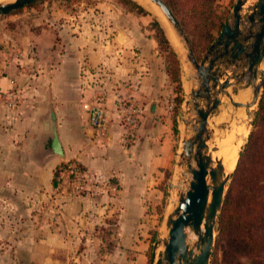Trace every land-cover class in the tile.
<instances>
[{
	"label": "rangeland",
	"instance_id": "1",
	"mask_svg": "<svg viewBox=\"0 0 264 264\" xmlns=\"http://www.w3.org/2000/svg\"><path fill=\"white\" fill-rule=\"evenodd\" d=\"M132 1L141 6L143 12L135 6L126 5L119 0H74L71 4H66L61 0H42L43 3L36 8L32 9L27 6L22 8L23 10L19 13H14V11L12 14L0 16V77L2 75L13 76L11 89L3 93L0 91V104H4L0 105L3 106L0 111V120L4 110L6 118H11L4 125L0 123V151L8 150L7 145L2 144L1 141L2 129L11 131L14 125L24 126L25 122L29 121L28 118L14 120L13 123L12 118L20 114V111L32 112L36 116L32 117L31 121L39 124L42 131L34 156L35 162L43 168L51 161L58 162V165L53 169L52 184H49L50 181L43 172L41 176L42 190L34 196L31 193L25 195L28 196L27 201L31 205L29 208L21 210L22 213L18 216L9 214L8 217L6 215L2 217L0 213V264H152L154 256L158 259L159 255L164 252V243L168 239L166 219L178 205L180 196L189 189V182L192 179L187 170L188 160L187 158L182 160L180 155L183 141L197 133L198 117L189 101V96L191 86L196 88V84H193L198 79L195 70L185 60L186 58L184 57L182 60L177 54L175 45L162 23H166L174 38L175 33L160 9L150 2L160 12L161 19L136 0ZM258 1L248 0L246 8L255 6ZM236 2L237 0H230V3L228 0H217L219 11L226 19L225 24L232 21V9ZM158 26L163 30L171 47L176 52L177 63H174L167 52L159 46L156 40ZM180 27L185 37L181 38L184 47L191 49L199 62L204 59L223 29L214 31V40L207 46L204 42L196 41L181 24ZM52 58H54L53 60L56 58H108L110 60L109 63L101 61V63H95L92 66L86 65L90 73H87L85 77L84 74L82 75L84 81L81 83V88L89 91L90 105L93 106L100 100L105 110L104 134L92 127L87 111V126L92 130V140L101 145L110 142L111 126L115 120L124 129L125 145H130L136 139L142 122L143 110L135 95V88L131 87L130 82L122 81V90L115 91V88L119 86L116 81L115 65L117 60H122V58H160V65L167 79V90L165 91L164 87L163 98L165 97V106L172 114V126L175 135H179L180 142L176 145L173 164L163 170L156 190L150 194L145 209L144 223L139 228L141 238L134 240L133 243H136V246L132 244L129 249L120 246L118 219L115 215L105 218L101 224H94L86 230V234L80 233L82 236L76 233L78 236L75 237L71 233L70 226L72 225L68 223L71 216L66 212L65 207L69 198L95 199L96 196L101 195L107 198L116 197L120 195L121 188L114 177L94 176L89 174L79 161L67 160L58 132L57 109V100L65 99V90L63 89L65 80L40 79L43 66L49 67L52 64ZM175 68L178 69L181 80V104H177L176 101L178 98L175 90L177 82L172 77L175 74ZM186 68L191 70L185 71ZM95 70L97 71L94 72ZM241 71L245 70L234 67L227 68V72L232 77ZM263 77L264 65L259 71L258 82H261ZM247 81L248 79L245 77L240 81L239 87L243 88ZM39 89L47 90L45 91L47 94L34 95ZM54 89L56 94L60 91L62 94L50 96ZM251 89L249 88L244 94L238 96L236 100L244 103L250 102ZM38 98H41V104L35 102ZM25 103H27L25 107H22ZM40 109H42V113L39 115ZM258 110L259 106L252 109H239L231 125L223 128L222 126L229 123L232 115L235 114L230 101L226 97L223 99L219 116L213 117L210 122L218 137L216 142L211 145L214 151L216 149L214 146L218 149L217 152H213L214 159H220L223 148L221 141L229 128L235 124L238 113L243 111L247 115L251 114V118L249 122L244 120L238 124L247 133L245 143L239 152L240 156L254 130ZM66 111H68V116L71 115L70 107ZM28 132L29 130H27ZM55 134L58 137L63 156L56 154L53 141ZM12 149L13 145L11 144L10 150ZM67 151H69L68 147ZM63 163H68L69 166L62 169L57 180L58 185L55 187L53 186L54 172ZM3 165L6 166V163L0 158V186L2 180L6 181L8 177L7 170L2 168ZM16 171H18L17 168ZM234 171L229 174L231 177ZM12 177L14 176L11 174V182L7 181L11 188V192L8 193L12 203L17 205L19 202H14L12 194L14 187H17L18 184L17 180L13 183ZM15 177L17 178V176ZM231 182L232 179L228 183L227 192ZM20 187L21 193L24 194V190L30 187V184L20 182ZM21 193L14 192L15 196H19ZM22 200L20 202L25 204V199ZM1 202L0 198V204ZM10 208L12 210V206ZM31 213L32 217L27 215ZM220 214L221 212L219 216ZM25 218L27 220H24ZM31 218L32 220H30ZM112 220H117L116 226L113 225ZM81 228L82 226L79 225L77 229L81 230ZM218 228L219 217L215 228L213 252L216 249L219 235ZM34 231L37 232L34 234L36 237H29L28 235H32ZM51 232L57 236L48 237ZM104 236L107 237L106 242L102 240ZM139 241H143L148 247L144 263H141V256H139ZM119 249L124 252H120Z\"/></svg>",
	"mask_w": 264,
	"mask_h": 264
},
{
	"label": "crops",
	"instance_id": "2",
	"mask_svg": "<svg viewBox=\"0 0 264 264\" xmlns=\"http://www.w3.org/2000/svg\"><path fill=\"white\" fill-rule=\"evenodd\" d=\"M228 2L230 3V0ZM53 59L49 67L43 66L40 79L65 80L63 86L65 99L57 100V109L58 132L67 160L79 161L86 171L94 176L114 177L121 188L120 195L116 197L107 198L101 195L96 196L95 199L69 198L65 207L66 212L71 216L68 220V223L72 225H69L71 233L75 237L78 234H86V230L94 224H101L105 218L115 215L118 219L120 246L129 249L132 244L136 246V243H133L134 240L141 238L139 228L144 223L145 209L150 194L156 190V185L163 170L168 169L173 164L176 145L180 142L179 135H175L172 126V114L165 106V97L163 98L164 87L165 91L167 90V79L160 65V58H122V60L118 59L116 62V81L119 86L114 85L116 87L115 91L120 92L122 90V81H129L131 87L135 88V95L143 110L141 126L136 139L130 145H125V132L117 120L111 126V140L105 145L93 142L92 130L87 126V111L89 112L91 105L89 103V91L81 88V83L84 81L82 75L84 74L85 77L87 73H90L86 65L92 66L95 63H101V61L109 63L110 60L108 58ZM82 69L83 71H81ZM12 83L13 76L2 75L0 77V91L3 93L11 89ZM195 84L198 86V81L193 85ZM45 91L47 90L39 89L34 95H45V93L47 94ZM61 94V91L56 94L54 89L50 96ZM35 102L41 104V98H38ZM26 104L22 107H25ZM2 107L0 106V111H2ZM69 107L71 115L68 116L66 110ZM5 112L4 110L1 114L0 120L3 125L11 119L6 118ZM19 113L12 118V123L17 119L28 118L31 121L32 117L36 116L32 112L20 111ZM41 113L42 109H40L39 115ZM29 121L25 122L22 127L14 125L11 131L2 129L1 141L2 144L7 145L8 150H1L0 158L6 163V166L3 165L2 168L7 170L9 177L6 181L3 179L2 182H4L3 184L1 182L0 186L2 201L0 213L2 217L9 214L18 216L22 213L21 210L24 211L26 207L29 208L31 205L27 201L28 196L25 195L31 193L34 196L42 190L41 176L43 172L49 179V184H52L53 169L58 165V162L51 161L43 168L35 162L34 156L38 149L42 131L39 124H36L35 121ZM26 128L29 130L28 133ZM11 144L13 145L12 150H10ZM67 147L69 151H67ZM16 168L18 171H16ZM11 174L14 176L12 177L13 183L17 180L18 184L17 187H14L12 194L14 202H19L17 205L12 203L11 196L8 193L11 192V188L7 181L11 182ZM20 182L30 184L29 189L24 190V194L21 193ZM16 191L21 194L15 196L14 192ZM23 198L25 204L20 202ZM27 215L32 217V213ZM79 225L82 226L81 230L77 229ZM35 233L37 232L34 231L32 235L28 236L36 237ZM55 236L57 235L52 232L48 234L50 238ZM139 242V256H141V263H144L148 247L143 241ZM119 250L124 252L122 249Z\"/></svg>",
	"mask_w": 264,
	"mask_h": 264
},
{
	"label": "water",
	"instance_id": "3",
	"mask_svg": "<svg viewBox=\"0 0 264 264\" xmlns=\"http://www.w3.org/2000/svg\"><path fill=\"white\" fill-rule=\"evenodd\" d=\"M42 0H14L0 4V16L9 15ZM165 16L175 35V49L180 58H186L196 72L198 86L190 88L189 101L198 117L197 133L183 141L181 159L187 158V170L192 176L189 189L180 196L178 205L168 215V239L164 252L153 258L152 264H211L215 245V228L227 193L230 175L223 174V161L213 158L216 149L211 146L218 137L211 127V119L219 116V109L226 97L235 110L230 126L239 109L259 106L264 89V77L258 82L259 71L264 65V0L246 8L248 0H237L232 9V21L224 25L217 40L211 45L204 59L199 62L191 49H185V38L179 21L163 0H149ZM178 45V46H177ZM181 48V51L178 50ZM186 50V51H185ZM228 67L244 69L235 77ZM247 77L242 88L240 81ZM252 88L250 102L236 100ZM56 154L63 156L57 135L53 136ZM194 162V164H193ZM199 236L194 248L187 244L186 229ZM195 249L198 254L195 253Z\"/></svg>",
	"mask_w": 264,
	"mask_h": 264
},
{
	"label": "trees",
	"instance_id": "4",
	"mask_svg": "<svg viewBox=\"0 0 264 264\" xmlns=\"http://www.w3.org/2000/svg\"><path fill=\"white\" fill-rule=\"evenodd\" d=\"M71 4L74 0H61ZM143 8L132 0H119ZM189 35L196 41L209 46L215 37L214 31L221 30L226 19L219 11L217 0H163ZM42 1L29 5L36 8ZM23 9L16 10L19 13ZM159 28V26H158ZM156 40L169 58L178 62V57L162 29H158ZM177 67V66H176ZM177 82L175 88L181 104L182 86L175 68L172 76ZM68 163H63L54 172L53 186ZM232 182L226 194L219 216V235L211 264H264V91L259 104L254 130L248 143L240 153ZM117 225V220H112ZM107 237H102L106 242Z\"/></svg>",
	"mask_w": 264,
	"mask_h": 264
},
{
	"label": "bare ground",
	"instance_id": "5",
	"mask_svg": "<svg viewBox=\"0 0 264 264\" xmlns=\"http://www.w3.org/2000/svg\"><path fill=\"white\" fill-rule=\"evenodd\" d=\"M10 1L11 0H0V4L4 3V2H10ZM136 1L139 2L141 5H143L145 8L149 9L151 12H153L159 19H161L162 16H161L160 12L155 8L154 5H152L150 3L149 0H136ZM163 21H165V20H163ZM162 24L165 27L168 36L170 37V39H172L173 44H177L174 40V37H173V34L171 33V30H169V27L166 26V23H164V22ZM178 50L181 51V48L178 47ZM182 60H184V59L182 58ZM183 67H184V65H183ZM187 69L188 68H186L185 71ZM190 70L188 69V71H190ZM187 72H185V74H188ZM186 76H184V77H186ZM250 118H251V114L247 115V113L243 112V111L238 113L237 119L235 120L236 121L235 124L231 128H229L226 135L224 136V138L221 141L223 148H222V152L220 153V159L223 161V174L224 175H229L234 171L236 164H237L239 152H240V150H241V148H242V146L246 140V134L247 133L244 132L243 127H240L241 125L238 126V124H241L240 122L244 121V120H245V122H249ZM186 234H187V244L189 245L190 248H194V246L199 241V236L196 235L190 228L186 229ZM195 253L198 254V251L196 249H195Z\"/></svg>",
	"mask_w": 264,
	"mask_h": 264
},
{
	"label": "built area",
	"instance_id": "6",
	"mask_svg": "<svg viewBox=\"0 0 264 264\" xmlns=\"http://www.w3.org/2000/svg\"><path fill=\"white\" fill-rule=\"evenodd\" d=\"M89 119L92 127L104 134L106 126V114L104 107L100 103V100H98L93 106H91L89 110Z\"/></svg>",
	"mask_w": 264,
	"mask_h": 264
}]
</instances>
